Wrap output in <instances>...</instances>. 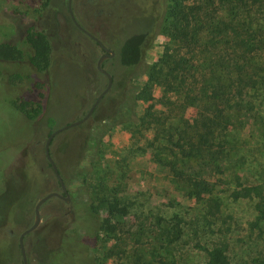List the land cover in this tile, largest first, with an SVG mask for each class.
Segmentation results:
<instances>
[{
	"label": "trees",
	"instance_id": "obj_1",
	"mask_svg": "<svg viewBox=\"0 0 264 264\" xmlns=\"http://www.w3.org/2000/svg\"><path fill=\"white\" fill-rule=\"evenodd\" d=\"M163 10V14L151 12L144 18L138 15L139 29L123 34L115 44L113 41L114 56L102 63L103 68L106 63L115 68L108 71L112 87L92 114L105 104L113 105L112 112L99 120L87 137L75 131L78 142L70 153L61 151L60 158L65 159L66 170L70 171V164H79L83 152L96 150L100 138L116 126L140 128L136 107L139 101L152 97L151 84L138 81L146 75L164 93L163 110L151 112L150 119L144 122L163 140L159 150L152 151V158L169 169L176 189L185 192L198 206L194 214L193 208L184 207V215L176 213L168 219L156 216V230L150 231L157 263L179 264L178 247L191 246L204 252L200 264H234L230 255L237 233L234 213L240 214L243 203L247 234L236 239L242 255L239 264H264V0H166ZM5 15L25 23H16L10 38L0 42V65L25 57L26 52L18 45L24 40L32 50L27 55L31 65L37 72L47 73L52 66V49L44 32L18 13ZM105 15L107 18L108 12ZM74 28L81 31L75 25ZM152 32L165 35L178 45L165 47L161 60L147 66L143 56ZM95 36L101 40L100 35ZM58 72L52 79L36 81L35 98H30L16 96L14 90L5 93L8 76L0 68V103L2 110L7 111V128L0 127V226L9 217L21 225L29 213V207L18 212L13 203L26 199L30 204L28 197L35 182L28 178L22 160L30 150L33 122L40 121L37 135L41 136L38 132L44 128L46 132L41 137L46 140L59 128L55 127L52 113L55 104L47 101L54 95ZM20 79L19 73L9 77L12 84ZM180 148H184V156ZM44 158L54 175L52 185L59 189L45 146ZM57 167L64 178L61 166ZM85 183L86 180L82 184ZM74 202L68 207L61 203L60 208L65 211L59 221L63 220V225L36 231L27 247L28 263L96 264L93 250L100 232H114L116 228L103 224L92 199ZM28 226L29 222L22 231ZM140 231H144L143 226Z\"/></svg>",
	"mask_w": 264,
	"mask_h": 264
},
{
	"label": "rangeland",
	"instance_id": "obj_2",
	"mask_svg": "<svg viewBox=\"0 0 264 264\" xmlns=\"http://www.w3.org/2000/svg\"><path fill=\"white\" fill-rule=\"evenodd\" d=\"M0 1V42L10 38L16 23H25L5 15L18 13L24 20L34 22L37 30L44 32L52 49L51 69L47 73H39L29 62L27 55L32 54L29 45L24 40L18 42L19 47L26 52L25 57L0 65L8 76L5 79V93L14 90L16 96L35 98L33 84L46 78L52 79L53 74L59 71L54 79V95L47 98L49 103L55 104L52 108L55 127L84 117L107 84L97 70L95 62L104 52L100 46L93 45L85 33L76 32L67 13L68 0ZM164 1L166 0H72V7L79 24L91 33L100 35L104 46L113 49V41L115 44L117 40L122 39L123 34L139 29V16L144 18L151 12L163 14ZM98 10L102 13L97 14ZM107 12L109 16L106 18ZM177 45L167 36L152 32L150 44L144 51L143 63L147 66L158 63L165 47L175 48ZM104 68L107 71L115 70L107 63ZM15 73H19L22 79L12 84L9 77ZM29 77L33 81L28 79ZM138 81L142 85L151 84L152 93L150 99L139 101L136 107L142 124L140 128L129 125L116 126L100 138L96 150L92 148L83 152L84 157L80 163L70 164V171H67L65 159L60 158L61 151L69 152L78 142L79 134L75 131L79 130L78 132L87 137L94 125H98L99 120L112 112L113 105L105 104L83 124L56 135L50 146L51 156L55 163L61 166L63 180L74 203L92 199L99 208L103 224L116 228L114 232L105 229L100 232L98 245L93 250L96 264H159L152 254V245H155V242L151 239L153 233L150 231L156 230L153 227L156 216L168 219L176 213L184 215V207L193 208V214L198 211L197 203L173 185L169 169L155 163L152 158V151H158L163 140L157 136L154 129L147 128L144 122L150 119L151 112L163 110L164 93L162 87L149 81L146 75ZM2 106L0 103V110ZM6 112L0 113V127L4 130L7 128ZM39 122L34 121L32 124L30 150L22 160L28 178L35 182L28 197L30 204L26 199L13 203L14 207L19 208L18 212L27 211L28 207L30 210L24 215V220L20 221L21 225L9 217L8 222L0 226V264H23L18 236L27 222H33L34 206L38 199L54 190V175L44 158L46 139L41 137L46 131L42 128L38 132L41 136L37 135ZM85 140L82 142L85 143ZM179 151L181 156L186 154L184 148ZM84 180L87 184H82ZM13 198L14 195L10 197ZM55 202L56 200L51 199L42 205L40 226L46 225L57 216L58 211L56 213L53 208ZM245 207V204L241 203L240 214L234 213L237 233L230 254L234 264H239L242 257L236 239L239 235L247 234ZM141 226L143 232L140 231ZM10 231H13V234ZM35 233L36 231L29 238ZM176 254L179 264H200L204 259V252L191 246H179Z\"/></svg>",
	"mask_w": 264,
	"mask_h": 264
},
{
	"label": "water",
	"instance_id": "obj_3",
	"mask_svg": "<svg viewBox=\"0 0 264 264\" xmlns=\"http://www.w3.org/2000/svg\"><path fill=\"white\" fill-rule=\"evenodd\" d=\"M68 10H69V15L71 17V20L73 22V24L80 29L83 33H85L87 36H89L91 39H93L94 41H96L106 52L107 54H103L101 55L98 60H97V64L96 67L97 69L106 76L108 82L106 87L104 88V90L98 95V97L96 98L95 102L93 103V105L89 108L88 112L85 114L84 117H82L79 120H75L71 123H68L64 126H61L57 129H55L47 138L46 143H45V154L47 156V159L49 161V163L51 164V166L53 167L54 173L56 175V177L58 178V181L60 182L61 186H62V190L64 193H67V189L65 187L64 181L59 173L58 167L56 166L53 158L50 156V143L52 141V139L60 134L61 132L79 126L81 124H83L84 122H86L92 115L95 107L98 105V103L101 101V99L103 98V96L111 89L112 87V83H113V79L111 74L102 67V63L105 59L112 57L114 55V51L112 49H109L107 47H105L103 45V43L99 40V38H97L95 35H93L91 32H89L88 30H86L85 28H83L79 22L76 19V16L74 14L73 8H72V0H68ZM69 195V194H67ZM52 197H58V198H64L63 195H61L60 193L53 191V192H49L46 195L42 196L41 198L38 199V201L36 202L35 206H34V221L32 223V225L30 227H28L27 229H25L24 231H22L19 235V246H20V251H21V255H22V261L23 264H28L27 261V254H26V249L24 246V237L31 233L32 231H34L41 223V212H40V208L43 205V203H45L48 199L52 198ZM66 200H69V196L65 197Z\"/></svg>",
	"mask_w": 264,
	"mask_h": 264
},
{
	"label": "flooded vegetation",
	"instance_id": "obj_4",
	"mask_svg": "<svg viewBox=\"0 0 264 264\" xmlns=\"http://www.w3.org/2000/svg\"><path fill=\"white\" fill-rule=\"evenodd\" d=\"M80 30V29H79ZM90 32V31H89ZM101 41V40H100ZM104 45V44H103ZM100 46V45H99ZM101 47V46H100ZM102 48V47H101ZM110 49V48H109ZM102 50H103V52H104V54H107V52L102 48ZM114 56V55H113ZM112 56V57H113ZM112 57H109V58H107V59H111ZM107 59H105V60H107ZM104 60V61H105ZM103 61V62H104ZM101 73V72H100ZM49 162V161H48ZM55 162V161H54ZM56 164V163H55ZM51 165V164H50ZM56 166H57V164H56ZM52 167V166H51ZM52 169H53V167H52ZM54 171V170H53ZM55 174V173H54ZM56 176V175H55ZM57 178V177H56ZM63 179V178H62ZM57 180H58V178H57ZM64 181V180H63ZM64 184H65V187H66V189H67V186H66V183L64 182ZM59 186H60V188L59 189H57V188H54V190L53 191H56V192H58V193H60L61 195H63L64 196V198H58V197H52V198H50V199H48V200H51V199H53V200H56V202H55V205L53 206V208L55 209L54 211H56V213H57V211H58V214H57V216L56 217H53V219L51 220V221H49L46 225H42V226H38L34 231H32L31 233H29V234H27L25 237H24V246H25V249H27V247H28V242L30 243V240H31V238L32 237H35L36 236V233L34 234V236H32V237H30L29 238V236H31L32 234H33V232H35V231H37L38 229H40V228H42V227H46V226H49V227H51L52 229L54 228L55 229V227H56V229L57 228H59L61 225H63L62 223H63V220H61V221H59V219H60V215L62 214V213H64V211L65 210H61V206H62V204H63V206H69L73 201H72V198H71V196H70V193L68 192V189H67V193H64L63 192V190H62V186H61V184H60V182H59ZM53 191H51V192H53ZM67 194H69V195H67ZM67 196H69V200L67 201L66 200V198L65 197H67ZM62 203V204H61ZM44 204V203H43ZM42 207V206H41ZM41 209V208H40ZM69 212V211H68ZM34 221V220H33ZM59 221V222H58ZM33 223V222H32ZM32 223L30 224V226L32 225ZM24 224V223H23ZM30 226H28V227H30ZM27 227V228H28ZM26 228V229H27ZM25 230V229H24ZM23 230V231H24ZM11 232V234H13V231H10ZM22 232V231H21ZM20 232V233H21ZM20 235V234H19ZM29 239V241H28V239ZM36 241H38V239L36 240ZM27 243V244H26ZM18 244H19V236H18ZM19 249H20V246H19ZM21 252V251H20ZM26 254H27V251H26ZM21 257H22V255H21ZM27 261H28V259H27ZM23 262V261H22Z\"/></svg>",
	"mask_w": 264,
	"mask_h": 264
}]
</instances>
